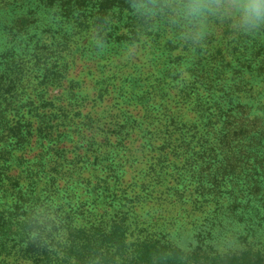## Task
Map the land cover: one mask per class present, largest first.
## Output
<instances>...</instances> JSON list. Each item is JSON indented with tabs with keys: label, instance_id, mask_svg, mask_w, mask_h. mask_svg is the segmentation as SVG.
I'll list each match as a JSON object with an SVG mask.
<instances>
[{
	"label": "trees",
	"instance_id": "obj_1",
	"mask_svg": "<svg viewBox=\"0 0 264 264\" xmlns=\"http://www.w3.org/2000/svg\"><path fill=\"white\" fill-rule=\"evenodd\" d=\"M190 3L0 0V264H264V16Z\"/></svg>",
	"mask_w": 264,
	"mask_h": 264
},
{
	"label": "clouds",
	"instance_id": "obj_2",
	"mask_svg": "<svg viewBox=\"0 0 264 264\" xmlns=\"http://www.w3.org/2000/svg\"><path fill=\"white\" fill-rule=\"evenodd\" d=\"M243 5L245 20L248 23H255L260 17L264 16V0H236ZM211 0H191L188 5V14L191 16L201 15L206 10L205 5Z\"/></svg>",
	"mask_w": 264,
	"mask_h": 264
},
{
	"label": "rangeland",
	"instance_id": "obj_3",
	"mask_svg": "<svg viewBox=\"0 0 264 264\" xmlns=\"http://www.w3.org/2000/svg\"><path fill=\"white\" fill-rule=\"evenodd\" d=\"M46 12H49V17H54L56 16V14H52V11L47 10ZM91 50V48L89 49ZM92 56L93 55H84L83 58H81L78 62L76 67L74 68V70L72 72L69 73V80H73V78L80 80L82 82H85V86L84 88L87 87L88 82H87V76H89V78H93V77H97L98 76V71H99V67L94 69L95 63L94 60H92ZM99 66V65H97ZM68 81H64V84L66 85ZM60 90L59 89H54L51 88L50 89V96L52 97V101H54L56 99V97H59ZM188 264V263H187Z\"/></svg>",
	"mask_w": 264,
	"mask_h": 264
}]
</instances>
